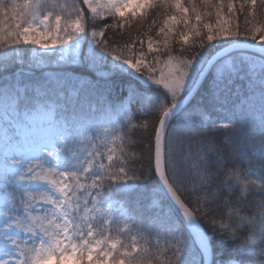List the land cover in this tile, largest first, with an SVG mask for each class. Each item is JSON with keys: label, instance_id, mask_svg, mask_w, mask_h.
Segmentation results:
<instances>
[{"label": "snow or ice", "instance_id": "snow-or-ice-1", "mask_svg": "<svg viewBox=\"0 0 264 264\" xmlns=\"http://www.w3.org/2000/svg\"><path fill=\"white\" fill-rule=\"evenodd\" d=\"M131 2L0 0V264H216L210 214L235 264H264V0H135L125 14ZM235 78L238 102L213 119L207 101L223 107ZM133 107L151 120L133 123ZM232 136L244 148L228 159ZM149 182L147 220L114 198Z\"/></svg>", "mask_w": 264, "mask_h": 264}, {"label": "trees", "instance_id": "trees-1", "mask_svg": "<svg viewBox=\"0 0 264 264\" xmlns=\"http://www.w3.org/2000/svg\"><path fill=\"white\" fill-rule=\"evenodd\" d=\"M186 3V0H184ZM141 12V11H140ZM138 12L137 14H139ZM159 15L157 17L158 20L162 19L165 10L159 9L158 10ZM257 17L260 21H264V6L258 5L256 8ZM128 14V13H125ZM152 25V17H149V19L143 23V25H138L136 27H133L130 32L133 35V37L137 36V28H139L140 32H145L150 26ZM241 29L244 28V24L241 21L240 24ZM191 43V39H190ZM177 48L180 47V45H176ZM146 48V46H145ZM198 49L190 48L188 50L187 54H191L193 51H197ZM216 50V48H207V50L203 51V58L206 59L209 54L212 53V51ZM30 54V53H29ZM27 70V69H26ZM60 69L53 65L50 68L47 69H41V68H33L31 69V72L34 76H40L42 72L44 71H59ZM245 81L240 80L239 78H235L233 82L229 84V98L228 101L221 107L219 104H213L210 100L206 103V111L210 114L212 118H222L228 114V112L233 108L234 103L238 102L237 93L241 92L243 90V86L245 85ZM113 91L110 98V103L115 106H119V100L122 96L121 88L122 83L119 79H117L114 84L112 85ZM127 106V105H125ZM131 113L134 114V120L133 123L140 122V121H150L151 117H145L143 115H140L137 108L133 107L131 109ZM98 118L103 119V114H98ZM206 135H214L217 143L223 144L225 141V133L223 132H217V133H206ZM228 135H231L229 133ZM139 139V149L143 151V159L140 161V163L137 165L138 168L142 169V171L138 172V175H141L145 178L151 176V169L148 168V157H147V133L141 129L136 133V137ZM244 148V143L241 141L240 138L237 136H232L231 143H229L225 147V156L228 159L232 158L233 150L240 151ZM256 170L258 171L260 168V164L257 161L256 162ZM254 178V177H250ZM139 183V182H137ZM215 187V185H214ZM114 198L123 202V204L128 209H134L135 214L140 215L143 217V219L147 220L149 216L152 215V204L153 201L158 200V197L156 194L152 191V185L149 182L147 185H141L137 188H134L127 192H118L114 191L113 193ZM183 199L191 200V197L185 193L183 196ZM235 199V197H233ZM261 197L258 194H250L246 197L244 200V203L247 204V211L249 214H251L255 202L259 201ZM215 205H213L214 207ZM218 215V214H217ZM211 214L209 217H199L200 224L202 225L203 229L212 236V251L214 254L213 261L217 262L218 264H225V262L230 261L236 257V252L234 251V247L231 242L228 243H222L219 241V239L212 234V227L210 223ZM123 225H117V227H122ZM193 251L195 252V249L193 248ZM199 258V257H198ZM235 260V259H234Z\"/></svg>", "mask_w": 264, "mask_h": 264}, {"label": "rangeland", "instance_id": "rangeland-1", "mask_svg": "<svg viewBox=\"0 0 264 264\" xmlns=\"http://www.w3.org/2000/svg\"><path fill=\"white\" fill-rule=\"evenodd\" d=\"M133 9H135L137 13L141 11V9L135 7V0H132V2L129 4V7L124 11L125 13H130ZM53 264H55V261H53ZM232 264H235V261L232 260Z\"/></svg>", "mask_w": 264, "mask_h": 264}, {"label": "water", "instance_id": "water-1", "mask_svg": "<svg viewBox=\"0 0 264 264\" xmlns=\"http://www.w3.org/2000/svg\"><path fill=\"white\" fill-rule=\"evenodd\" d=\"M217 51H218V50L214 51L211 55H214ZM248 51H249V52H254L255 49H249ZM211 55H210V56H211ZM211 258H212V256L210 257V259H211Z\"/></svg>", "mask_w": 264, "mask_h": 264}]
</instances>
